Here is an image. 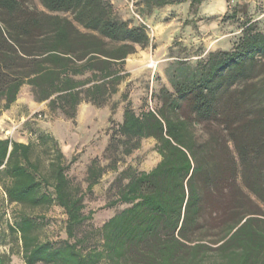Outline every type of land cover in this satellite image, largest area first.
<instances>
[{"label":"trees","instance_id":"1","mask_svg":"<svg viewBox=\"0 0 264 264\" xmlns=\"http://www.w3.org/2000/svg\"><path fill=\"white\" fill-rule=\"evenodd\" d=\"M138 1L146 15L186 2ZM206 1L190 7L199 11ZM40 2L45 11L33 0H0V117L27 85L35 102L71 121L83 103L107 107L131 76L129 57L152 44L148 27L120 18L112 0ZM257 18L235 10L240 35L230 50L178 62L174 91L161 89L158 110L138 113L123 95L108 165L91 161L86 190L70 176L77 158L69 160L52 134L0 140L7 202L58 206L66 215V238L54 241L40 237L42 215L18 214L9 229L25 264H264V25ZM147 139L156 141L160 162L119 173L107 208L126 207L85 230L95 215L86 214L87 195ZM14 254H0V264H12Z\"/></svg>","mask_w":264,"mask_h":264},{"label":"rangeland","instance_id":"2","mask_svg":"<svg viewBox=\"0 0 264 264\" xmlns=\"http://www.w3.org/2000/svg\"><path fill=\"white\" fill-rule=\"evenodd\" d=\"M138 2L112 0L120 18L148 27L152 44L146 49L138 48L137 53L129 57L126 68L131 76L122 84L120 92L107 107L98 109L83 103L79 108L78 118L71 121L59 112H51L48 103L35 102L31 88L27 85L23 87L13 107L1 115L11 114L7 120L12 124L13 136L19 140H35V132L39 131L52 134L69 160L77 158L76 164L70 170V176L84 190L87 188V169L91 161L99 158L103 166L108 165L105 151L113 126L122 122L126 105L124 94L129 95L138 113L158 110L161 89L165 87L171 92L174 91L171 76L178 62L194 65L209 52L232 48L240 35L239 23L232 19L235 10L243 12L248 9L258 18L264 16V0H208L199 11L191 9L190 0H186L183 4L155 10L149 15L141 13ZM33 6L45 11L40 0H33ZM242 16L241 14L239 18ZM262 21L264 25V17ZM114 105H117V110L113 113ZM2 107L3 103L0 101V110ZM0 133L6 134V131L0 130ZM160 160L156 141L147 139L142 141L139 150L120 164L118 172H108L93 193L86 197V214L94 211L95 215L85 230L101 227L126 207L121 205L107 208V204L115 199V192L110 188L119 173L128 167L150 171ZM22 210L34 217H44V226L40 230L42 240L57 241L66 238V215L60 207L54 206L44 211L11 205L0 187V254L15 252L12 264H25L20 254L21 245L9 229Z\"/></svg>","mask_w":264,"mask_h":264},{"label":"crops","instance_id":"3","mask_svg":"<svg viewBox=\"0 0 264 264\" xmlns=\"http://www.w3.org/2000/svg\"><path fill=\"white\" fill-rule=\"evenodd\" d=\"M264 16H261V18H257V19H263ZM13 107V106H12ZM11 114L10 113H4L3 116H1L0 118V130L2 131H6V134H1L0 133V140L2 139H7V138H12L14 140L20 141V142H24V143H28L25 140H19L15 137V135L13 136V130H12V124L8 122L7 119H10Z\"/></svg>","mask_w":264,"mask_h":264}]
</instances>
